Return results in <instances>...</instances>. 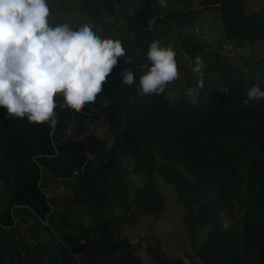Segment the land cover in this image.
I'll use <instances>...</instances> for the list:
<instances>
[{
	"label": "trees",
	"instance_id": "1",
	"mask_svg": "<svg viewBox=\"0 0 264 264\" xmlns=\"http://www.w3.org/2000/svg\"><path fill=\"white\" fill-rule=\"evenodd\" d=\"M120 1L46 0L51 26L86 21L99 36L119 39L129 61L118 57L95 102L79 111L55 95L54 126L11 118L0 106V264H187L169 257L155 234L135 243L123 234L140 219L153 226L163 217L159 181L181 205L188 264H264V100L242 103L251 86L264 90V52L255 60L222 56L196 35L213 20L232 46L264 43V6L123 0L131 1L124 8ZM121 12L123 28L103 22ZM154 39L175 51L178 76L159 94L138 95ZM200 55L202 88L184 65ZM125 69L136 77L131 86L122 84ZM100 117L105 130L95 134ZM47 178L61 195L46 193Z\"/></svg>",
	"mask_w": 264,
	"mask_h": 264
},
{
	"label": "clouds",
	"instance_id": "2",
	"mask_svg": "<svg viewBox=\"0 0 264 264\" xmlns=\"http://www.w3.org/2000/svg\"><path fill=\"white\" fill-rule=\"evenodd\" d=\"M157 2L161 8L167 7V0ZM197 6L195 3L193 8ZM48 18L51 19L46 0H0V106L11 118L54 126V96L59 94L64 105L77 111L95 102L102 82L117 58L125 56V50L119 39L99 36L97 28L86 21L70 27L72 24L53 19L56 26H51ZM221 42L230 45L225 39ZM219 50L223 51L222 45ZM175 56V51L159 40L150 42L148 63L139 76L138 95L159 94L177 79ZM192 63L196 85L202 88L203 61L197 56ZM119 75L123 85L131 86L136 80L128 69ZM192 91L186 89L189 95ZM220 91L228 93L227 88ZM260 100H264V90L253 85L242 103Z\"/></svg>",
	"mask_w": 264,
	"mask_h": 264
},
{
	"label": "rangeland",
	"instance_id": "3",
	"mask_svg": "<svg viewBox=\"0 0 264 264\" xmlns=\"http://www.w3.org/2000/svg\"><path fill=\"white\" fill-rule=\"evenodd\" d=\"M131 1H125L123 3V0L120 1L119 6L129 7ZM56 4L59 6L62 4L65 5H72L75 6L77 4L76 0H57ZM54 9V18H57L59 15L57 13V7ZM261 6H264V0H249L247 4L248 10H257ZM50 10V9H49ZM127 14L124 12H121L120 15L110 14L105 16L103 22L107 24V27H115V28H123L124 27V21L127 19ZM79 17L77 16V20ZM77 20L75 22H77ZM197 24H202L201 21H198ZM72 27H76L74 24H72ZM174 30L180 31L181 28H177L172 26L171 27ZM217 29V26L215 22L209 21L206 22L205 27L203 29H200L198 32V36H200L199 42L204 45V49H207L209 51H218V47L222 45V38L220 37V32H215ZM112 31L114 29H111ZM195 31H198L196 29ZM167 36V35H166ZM215 40V44L213 41ZM164 42H169L167 40H163ZM164 44V43H162ZM212 44L210 47L209 45ZM171 46H173V43H170ZM234 46V45H233ZM230 44L231 50L229 53L225 54L223 51L220 52L222 56L227 57H242L243 59L249 60H255L260 57L264 52V43L261 42H253V43H246L241 44L239 47H233ZM205 57L200 55V58ZM122 60L127 63L129 60L125 56H121ZM182 59V58H181ZM214 59V58H211ZM203 61V59H201ZM192 62L184 63V65L191 69ZM144 71V70H143ZM142 71V73H143ZM192 72V71H191ZM193 77L196 79V75L192 73ZM182 78H185L182 74ZM175 81V80H174ZM172 81L169 84L165 86V88L173 85L175 82ZM184 83V81L182 82ZM178 87V86H177ZM171 94H174L171 91ZM173 96V95H172ZM99 125V128L96 130L95 127L92 128V132L97 134L100 132H104L105 130V124L103 121V117H100V121L97 123ZM111 142V141H110ZM49 185L46 186L45 191L48 194H54V195H61L63 192L62 187L58 186L54 181H52L50 178H47ZM159 188L161 192L163 193V196L166 200V211L163 215V217L158 220L153 226L150 225V220L147 219H140L137 223H134L133 226H125L123 230V234L128 237L133 243L137 242L140 237L147 238L157 235L159 240L161 241L164 250L166 254L169 257H181L182 259L189 258V256L192 254V243L190 235L186 232L185 226L182 221V209L181 205L179 204L178 200L174 196V192L170 185L163 183L162 181H159ZM226 224V223H225ZM205 235L204 231H201L197 235V242H200ZM142 256L146 258L143 254Z\"/></svg>",
	"mask_w": 264,
	"mask_h": 264
},
{
	"label": "built area",
	"instance_id": "4",
	"mask_svg": "<svg viewBox=\"0 0 264 264\" xmlns=\"http://www.w3.org/2000/svg\"><path fill=\"white\" fill-rule=\"evenodd\" d=\"M222 50H223L224 53H229L230 50H231V47H230V45L228 43H223L222 44ZM184 262L188 264L189 263V259H184Z\"/></svg>",
	"mask_w": 264,
	"mask_h": 264
}]
</instances>
